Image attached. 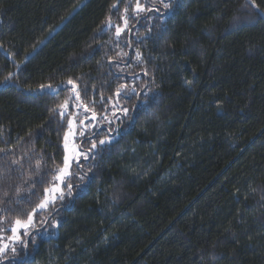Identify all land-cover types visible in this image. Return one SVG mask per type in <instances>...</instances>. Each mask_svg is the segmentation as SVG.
<instances>
[{"label": "trees", "instance_id": "16d2710c", "mask_svg": "<svg viewBox=\"0 0 264 264\" xmlns=\"http://www.w3.org/2000/svg\"><path fill=\"white\" fill-rule=\"evenodd\" d=\"M129 2L0 0V225L58 220L0 264H264V18L248 0ZM75 88L128 118L40 209Z\"/></svg>", "mask_w": 264, "mask_h": 264}, {"label": "rangeland", "instance_id": "374dc122", "mask_svg": "<svg viewBox=\"0 0 264 264\" xmlns=\"http://www.w3.org/2000/svg\"><path fill=\"white\" fill-rule=\"evenodd\" d=\"M140 4L143 7H147L146 3L151 2V0H139ZM130 4L134 9H136V0H130ZM157 9H160V12L163 10L162 5L157 3ZM156 9V8H155ZM127 13H123L120 20H111L112 24L115 26H119L121 28L124 27V18H127ZM141 13V12H138ZM164 18V17H163ZM128 26L131 23V20L127 18ZM127 28L124 29L123 32H126ZM116 31V27H115ZM121 32L120 34H122ZM77 89H72L69 92V97L66 99L60 107V112L67 118L68 128L65 134V147H66V158L67 161V169L65 172V164L57 177V181L53 184L47 191V199L49 209H53L54 206L51 205L56 199H58L62 194L66 192V183L68 182V176L72 173V168L74 164H76L82 157L86 155V150L91 149L92 145L89 143L91 141L95 142L96 146L97 143H100L101 140H104L105 143L114 139L115 134L112 131V125L115 123H119L120 120H125L128 118L129 109L126 106H115L112 103L104 108L102 111L88 113L87 109L85 108L86 105L79 100V95L77 97ZM125 109L127 112H125ZM95 135H99L100 138L98 140H94ZM53 189H58V191H53ZM65 190V192H64ZM49 214V213H48ZM47 214V215H48ZM45 215V217L47 216ZM51 219L43 220L47 227L42 229H36L35 223H31L28 226L27 232L28 234L25 235L23 231H20V239L27 244V240L29 238L32 239L34 243H37L38 237H49L53 235H57L58 233V220L52 215L49 217ZM27 223V221H22ZM16 225L14 224L13 227ZM15 234L11 231V233H7L4 226L0 225V236L3 237V240H0V247L4 244L9 245V251H11L12 246H15V249L20 248V243H15L11 239ZM2 255H0L1 258Z\"/></svg>", "mask_w": 264, "mask_h": 264}, {"label": "snow or ice", "instance_id": "6c2138e0", "mask_svg": "<svg viewBox=\"0 0 264 264\" xmlns=\"http://www.w3.org/2000/svg\"><path fill=\"white\" fill-rule=\"evenodd\" d=\"M158 3H159L160 5H162V7H163L164 9H170V8L172 7L171 0H158ZM248 3H250L251 6H252L254 9H256L258 15H260L262 18H264V9H261V8H260V6L256 3V0H248ZM113 7L115 8L116 5L114 4ZM157 10H158V9H157ZM127 11H128V9L125 8V9H124V13H127ZM136 11H137V12L152 11V8H147V9H146L145 7H143V6L140 4L139 0H136ZM127 25H128V21H127V18L125 17V18H124V27H123V28H121V27H119V26H115V27H116V34H117V36H119L120 33L123 32L125 28H127ZM107 26H108V27H113V26H114V25L112 24V22H111L110 19H109V21L107 22ZM71 83H72V81L70 80V81H69V84H71ZM42 87H43V86H42ZM49 87H51V86L49 85ZM121 87H124V86L122 85ZM132 91H135V89L133 88ZM78 95H79V94L77 93V97H78ZM117 95H119V91H117ZM125 112H127L126 109H125ZM61 115H63V113H61ZM104 143H105L104 140H101V141H100V144H104ZM95 147H96L95 142H92V148H95ZM67 166H68V165H67V161H65V172H66ZM66 186L69 187V188L71 187L70 184H69V185H66ZM53 191H54V192H55V191H58V189H53ZM48 202H49V201H48L47 199L44 200V201L39 205V208H40V209H45V208H47V206H48ZM31 223H32V217H31V216H29V219H28V222H27V223H24V222H22V221L19 220V219H17V220L15 221V225H16V226L13 227V228L11 229V231L15 234L13 237H11V239H12L13 242H14V244L18 242V243H20V245H21L22 248H26V247H27V244L24 243V242L20 239V235H19V233H20V231H23L24 234L27 235V234H28L27 229H28L29 224H31ZM0 240H3V237H2V236H0ZM8 249H9V245H8V244H4L2 247H0V255H3ZM11 251H12L13 253H15L16 249H15V246H14V245L12 246Z\"/></svg>", "mask_w": 264, "mask_h": 264}]
</instances>
